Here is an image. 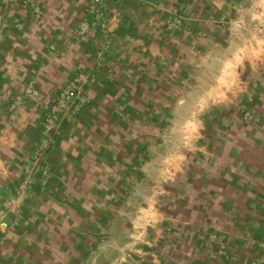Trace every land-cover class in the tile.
<instances>
[{"label": "crops", "instance_id": "1", "mask_svg": "<svg viewBox=\"0 0 264 264\" xmlns=\"http://www.w3.org/2000/svg\"><path fill=\"white\" fill-rule=\"evenodd\" d=\"M38 1L40 23L3 28L0 211L39 141L44 109L80 72L94 71L97 82L85 87L91 104L48 153L51 184L28 194L21 221L15 210L0 214V264H84L92 238L109 222L105 208L126 190L123 179L143 174L157 195L146 201L159 208L152 221L177 226L183 230L178 237L190 239L188 246L171 248L163 228L162 244L147 252L146 264H222L229 257L246 264L261 258L264 125L238 120L231 134L222 135L215 116L194 118L191 111L228 109L254 79L264 94V0H127L119 24L109 28L111 45L103 55L97 31L81 40L73 34L80 1ZM178 2L186 6V18L184 31L176 33L166 20ZM26 46L34 52L29 64ZM191 76L196 82L182 89L180 80ZM28 78L34 84L26 90ZM31 89L47 98L44 105L38 98L12 102ZM174 128L193 135L174 137ZM176 153L179 165L163 169L162 182L152 179L155 157L169 163ZM211 231L225 242L215 252L203 239ZM114 233L121 239L123 226Z\"/></svg>", "mask_w": 264, "mask_h": 264}, {"label": "rangeland", "instance_id": "2", "mask_svg": "<svg viewBox=\"0 0 264 264\" xmlns=\"http://www.w3.org/2000/svg\"><path fill=\"white\" fill-rule=\"evenodd\" d=\"M72 1V0H70ZM77 1V0H76ZM81 2L82 6V15L78 21L75 23L74 28V36L81 40L83 38L88 37L89 35H86V37H79L77 35L78 26L82 24L86 19V7L92 0H78ZM107 4V10L105 12V21L108 24L109 27L113 24H119V21H114V16L116 12H119L121 18V9L124 6L125 2L127 0H108ZM146 1V0H142ZM67 0H63L62 3L65 5ZM175 9L170 13L167 17V25L170 27L172 31L174 32H182L184 31V22L186 18V14L183 12V8L186 9V6L182 3H175ZM42 7L39 5L38 0H0V55L3 53L4 47L2 46L4 42V33L3 28L11 27L15 28V26L22 25V27L32 21L40 23L42 20V17H44V11L41 9ZM170 18H174L180 23L176 26L170 25ZM116 22V23H115ZM167 27V28H168ZM257 28V27H256ZM94 32L97 31L99 34H101L100 30L98 28L92 29ZM93 31H90V35ZM258 33V32H257ZM99 42L101 44L100 52L104 50L102 55L106 53V50H109V48H104V44L102 40L99 38ZM111 45V44H110ZM9 49V48H8ZM12 51V50H11ZM23 53L26 57V60L29 64L30 57L34 56L33 48L26 46L23 48ZM51 56V54H50ZM103 57V56H102ZM1 64V59H0ZM94 72V71H92ZM82 73V72H80ZM79 73V74H80ZM88 73V72H87ZM78 74V75H79ZM76 78V77H75ZM74 78V79H75ZM94 83L91 85H96L97 78L95 77ZM26 90L28 88H33L34 79L30 80L29 78L26 80ZM73 81V80H72ZM196 82V78L192 77L186 80H180V86L182 89H186L190 84H193ZM260 79L258 80H252L245 91H239L240 93H236L234 100L229 104L228 109L221 110H214V107L204 106L203 109L197 110V111H191V113L194 115V118H200V119H207L210 117H216L219 122L221 123V129L222 135L231 134L233 125L239 120L241 123L247 124V126H262L264 125V107H262L263 111H260L261 106L259 105L260 98L262 101H264V94L260 92ZM18 85V84H17ZM87 85V84H86ZM64 89V88H63ZM62 89V90H63ZM31 93H24V96H20L19 98H16L15 96L12 98V102L16 101L18 104L27 102L29 99L32 98H38L41 103L44 105L47 100V98H42V95L35 92L34 89ZM61 90V91H62ZM60 91V92H61ZM59 92V93H60ZM59 93L56 95L53 105L51 107H47V109H44L43 113V119L41 122V132H40V138L39 141L33 145V147L30 148L24 167L22 171V178L19 183V185L22 183L23 178L25 177V167L28 163V159L31 152L34 151V147L40 142L41 136H42V130H43V123L46 114L52 112L56 109V103L57 98L59 96ZM37 94V95H36ZM186 96V93L184 94ZM47 97V96H46ZM92 102V99H91ZM91 102L86 106L88 107ZM248 102H251L253 104H250ZM49 103V102H48ZM15 106V105H14ZM85 107V108H86ZM85 108L80 109L75 115H73L68 121L65 126L67 125L80 114ZM14 111V108H13ZM10 118V117H9ZM14 117H12V120ZM174 137H189V135H193L192 132H190L189 129H182L180 128H174L171 130L170 133ZM202 139L201 137H199ZM203 140V139H202ZM188 142H186L187 144ZM189 144V143H188ZM193 144V142H192ZM177 152V151H175ZM176 156V158H171L169 163L165 161L161 155H157L154 159L155 164L152 166V169L154 170L155 175H153L154 178L157 179L156 181L162 182L164 178V175L162 174L163 169L170 168L169 166H177L182 161L178 155V153L173 154ZM173 159V160H172ZM165 161V164H164ZM171 162V163H170ZM146 164L144 163V167ZM169 167V168H166ZM151 179V176H150ZM123 182L127 183L126 190L121 191L118 194V202L115 203L112 199V203L110 206H107L105 210L108 213V216H110L109 222L105 227V230H103L100 235H98L96 238H92V248H90L87 256L83 259L84 264H105L103 262V259L106 260V264H146L147 261V252L153 253L155 252L153 248L157 246H160L162 244L161 236L163 234V228L165 232H168L170 234V246L171 248H177L178 243H181V247L188 246L190 244L189 238L181 239L178 237V231L183 232V230H178V227L172 225V224H162L159 222H153L151 216L156 215L158 213L159 208L152 206L153 204H150L149 206L146 204L147 199L151 198H157L154 197V193L152 192V187L148 188V180L146 175H139L137 178L134 177L133 180L130 179H123ZM138 183V187L137 184ZM18 185V186H19ZM150 185V184H149ZM138 189V192H137ZM35 191V190H33ZM33 191L29 192L28 194L32 193ZM28 194L25 197L22 205H21V211L19 212L18 209H15L13 207H8L7 204L9 201L14 200L13 198L16 197V192L14 190V193L12 197L7 198L3 204L4 210L0 211V214L3 215L5 211L9 210H15L18 213V220H22L23 216V208L26 205V200L28 198ZM138 194V195H137ZM137 195V197H136ZM0 196H1V189H0ZM137 198L144 200L143 203L137 202ZM256 207V206H255ZM117 220V221H116ZM1 226V223H0ZM117 226H123L124 228V234L123 237L115 238L114 229ZM261 240L264 242V223L261 224ZM214 231V230H213ZM159 235V237L157 236ZM181 236V235H180ZM207 236V238H206ZM219 233L216 232H208L207 235L203 238L208 242V244L211 246L212 252H215V249H221L223 243V239ZM208 247V246H207ZM209 249V248H208ZM188 251V249H186ZM219 250H217L218 253ZM177 252V251H175ZM221 253V252H220ZM222 256V255H221ZM177 257V254H176ZM193 252H188V258L192 259ZM223 257V256H222ZM264 258V255L261 258H254L250 261H248L246 264H252L253 261L259 260ZM171 259H174V255L171 256ZM233 257H229V259L221 258L224 261L222 264H233L234 261Z\"/></svg>", "mask_w": 264, "mask_h": 264}, {"label": "built area", "instance_id": "3", "mask_svg": "<svg viewBox=\"0 0 264 264\" xmlns=\"http://www.w3.org/2000/svg\"><path fill=\"white\" fill-rule=\"evenodd\" d=\"M108 0H92L86 7V19L78 26L77 35L86 37L93 28H98L101 32L104 48L110 46L109 26L105 21V12L107 10ZM119 12H116L114 21L120 20ZM116 23V22H115ZM180 22L170 18V25L176 26ZM94 72H82L70 82L60 93L57 98L56 109L46 114L40 142L30 153L28 163L25 167L22 183L16 188V197L8 202V207L18 209L20 212L21 205L27 194L37 188H46L52 182V166L48 158V153L56 144L65 129V124L70 121L80 109L85 108L91 98L85 91L86 84H93L95 79ZM37 95V94H36ZM252 264H264V258L255 260Z\"/></svg>", "mask_w": 264, "mask_h": 264}]
</instances>
